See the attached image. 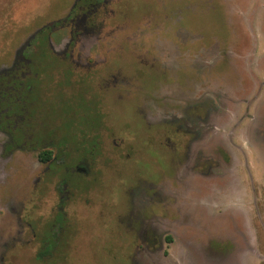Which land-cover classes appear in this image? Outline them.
I'll list each match as a JSON object with an SVG mask.
<instances>
[{
  "label": "rangeland",
  "instance_id": "1",
  "mask_svg": "<svg viewBox=\"0 0 264 264\" xmlns=\"http://www.w3.org/2000/svg\"><path fill=\"white\" fill-rule=\"evenodd\" d=\"M0 264H264V0H0Z\"/></svg>",
  "mask_w": 264,
  "mask_h": 264
},
{
  "label": "flooded vegetation",
  "instance_id": "2",
  "mask_svg": "<svg viewBox=\"0 0 264 264\" xmlns=\"http://www.w3.org/2000/svg\"><path fill=\"white\" fill-rule=\"evenodd\" d=\"M183 9H184V7L178 9V15L180 16L179 23L182 22V20H183V19L181 18V14H182V10H183ZM183 22H184V21H183ZM183 22H182V23H183ZM184 23H185V22H184ZM184 23H183V25H184ZM29 53H30V52L27 53V56H29V55L31 54V53H30V54H29ZM44 153H46V152H44ZM41 154H42V153H41ZM41 154H40V155H41ZM40 155H39V160H40V162H42V163H47V162L51 161V159H52V153H51V152L48 153V155H49L50 157H49L48 161H46V162H44L42 159H40Z\"/></svg>",
  "mask_w": 264,
  "mask_h": 264
},
{
  "label": "trees",
  "instance_id": "3",
  "mask_svg": "<svg viewBox=\"0 0 264 264\" xmlns=\"http://www.w3.org/2000/svg\"><path fill=\"white\" fill-rule=\"evenodd\" d=\"M49 157H50V156L48 155V153H42V154L40 155V159H42L44 162L48 161ZM48 247H49V245L46 247V250L42 251V253L40 254V256H41L42 254H47V253H49V249H48Z\"/></svg>",
  "mask_w": 264,
  "mask_h": 264
}]
</instances>
